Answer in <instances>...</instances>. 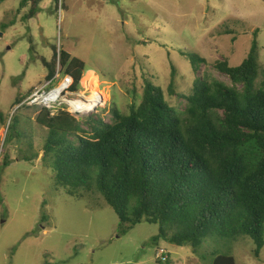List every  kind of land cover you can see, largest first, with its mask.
Here are the masks:
<instances>
[{"label": "rangeland", "instance_id": "374dc122", "mask_svg": "<svg viewBox=\"0 0 264 264\" xmlns=\"http://www.w3.org/2000/svg\"><path fill=\"white\" fill-rule=\"evenodd\" d=\"M22 1L0 2V264H211L218 254L233 255L236 264H264V246L255 256L256 244L243 235L207 237L195 251L159 242L169 259L157 262L151 238L158 224L142 221L121 234L119 217L103 197L76 198L57 189L41 159L48 130L37 123L40 108L15 109L51 80L43 58L50 61L62 48L85 62L82 82L122 112L133 100L129 89L142 94L146 72L182 114L180 94L190 92L198 76L231 84L214 62L239 64L256 29L264 68V0H42L30 19L23 18L30 5ZM191 53L206 60L198 70ZM171 66L175 95L168 91ZM110 120V114L104 118ZM11 122L8 141L13 139L7 142ZM26 154L38 158L27 161Z\"/></svg>", "mask_w": 264, "mask_h": 264}, {"label": "trees", "instance_id": "16d2710c", "mask_svg": "<svg viewBox=\"0 0 264 264\" xmlns=\"http://www.w3.org/2000/svg\"><path fill=\"white\" fill-rule=\"evenodd\" d=\"M41 1L23 0L22 6L30 5L23 18H32ZM258 31L239 64L214 62L231 84L198 76L190 92L180 94L186 102L182 114L146 72L142 94L129 89L133 100L127 113L112 98L84 118L40 108L37 123L48 130L41 159L52 169L56 188L76 198L103 197L119 217L121 234L142 221L155 223L159 231L151 242L188 244L194 251L207 237L237 240L243 235L254 241L258 256L264 246V68ZM188 57L195 70L206 61L198 53ZM43 63L48 79L60 64L62 73L74 77L73 88L86 69L82 59L62 48ZM175 80L171 66V95L177 93ZM22 102L15 109L25 105ZM109 114L111 120L105 122ZM11 125L7 142L13 139L8 141ZM37 158L26 154L24 159ZM161 248L165 260L157 257ZM155 249L157 262L169 259L166 248ZM211 264L236 262L233 255L218 254Z\"/></svg>", "mask_w": 264, "mask_h": 264}, {"label": "built area", "instance_id": "2783aa9c", "mask_svg": "<svg viewBox=\"0 0 264 264\" xmlns=\"http://www.w3.org/2000/svg\"><path fill=\"white\" fill-rule=\"evenodd\" d=\"M80 79L79 86L73 88L75 80L71 74L57 70L45 85L33 90L21 105L47 108L54 115L66 111L76 118H84L97 113L106 106L107 100L100 92L88 88L87 82ZM157 257L166 259L165 250L161 248Z\"/></svg>", "mask_w": 264, "mask_h": 264}, {"label": "bare ground", "instance_id": "6f19581e", "mask_svg": "<svg viewBox=\"0 0 264 264\" xmlns=\"http://www.w3.org/2000/svg\"><path fill=\"white\" fill-rule=\"evenodd\" d=\"M90 76H91L92 85H93L94 87H97V83H98V81L95 79V76L93 75V72H92V74H91ZM100 93L102 94L101 91H100ZM102 95L104 96V99L107 100V99H106V96H105L104 94H102Z\"/></svg>", "mask_w": 264, "mask_h": 264}]
</instances>
